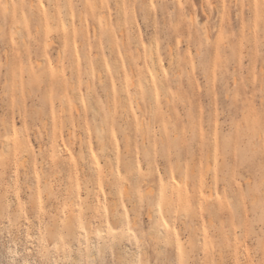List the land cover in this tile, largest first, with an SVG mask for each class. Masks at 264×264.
<instances>
[{"label":"rangeland","instance_id":"obj_1","mask_svg":"<svg viewBox=\"0 0 264 264\" xmlns=\"http://www.w3.org/2000/svg\"><path fill=\"white\" fill-rule=\"evenodd\" d=\"M0 264H264V0H0Z\"/></svg>","mask_w":264,"mask_h":264},{"label":"bare ground","instance_id":"obj_2","mask_svg":"<svg viewBox=\"0 0 264 264\" xmlns=\"http://www.w3.org/2000/svg\"><path fill=\"white\" fill-rule=\"evenodd\" d=\"M123 1H133V0H123ZM118 8H119V12H123L124 10V7H123V4H119L118 5ZM262 12V11H261ZM262 14V13H261ZM263 16V15H262ZM121 30L123 32V37H126V33H125V28L123 27V25H121ZM149 59H150V62L153 66V69L155 71V74H156V78H158L159 74H158V61H157V55H156V52L154 50V48H151L150 51H149ZM140 56H142V52H140ZM170 60H172V63L174 62L175 63V57L173 56V50L171 49V53H170ZM130 66H131V72L132 74L129 76L131 78H134L138 75L139 72H137L136 70H134V68L132 67L131 63H130ZM131 85L135 86L136 87V90L138 92H140L141 94H146L148 93L149 95L151 94V86H152V80L149 79V78H145L143 80H137V79H133L132 82H131ZM13 139L15 138V133H13ZM69 224L66 226V231H65V234H72V230L69 228Z\"/></svg>","mask_w":264,"mask_h":264}]
</instances>
